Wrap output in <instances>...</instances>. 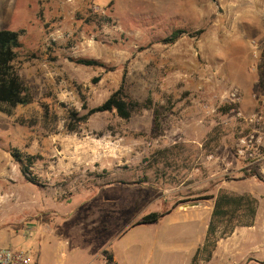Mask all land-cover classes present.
I'll return each instance as SVG.
<instances>
[{
	"label": "rangeland",
	"instance_id": "obj_1",
	"mask_svg": "<svg viewBox=\"0 0 264 264\" xmlns=\"http://www.w3.org/2000/svg\"><path fill=\"white\" fill-rule=\"evenodd\" d=\"M1 29L22 31L33 102L0 113V248L32 264H264V181L234 154L237 111L264 101V0H0ZM175 29L190 34L162 43ZM124 68L148 106L71 130L67 110L104 102Z\"/></svg>",
	"mask_w": 264,
	"mask_h": 264
},
{
	"label": "trees",
	"instance_id": "obj_2",
	"mask_svg": "<svg viewBox=\"0 0 264 264\" xmlns=\"http://www.w3.org/2000/svg\"><path fill=\"white\" fill-rule=\"evenodd\" d=\"M203 31H199L196 35L201 34ZM21 30H0V113L11 115L14 109L18 106H27L33 102V98L30 94L29 88L23 79L19 76L17 68L15 66V60L18 56V52L22 47L20 37ZM190 34L184 29H175L168 36L161 40L164 44H174L183 35ZM73 62L83 66L100 67L108 69L104 62L94 58H75L71 59ZM112 70V68L108 69ZM127 70L123 69L121 83L117 90H115L104 102L101 104L86 109L84 114H79L74 109L67 110V118L69 119L70 129L75 130L79 124L85 123L89 118L98 113L104 112H116V114L122 119H129L135 110L146 108L149 100L146 103H140L134 100L128 93L126 84ZM97 80V79H95ZM85 108V107H84ZM11 156L18 162L21 173L29 182H32L30 177L29 165L32 163L31 156L18 151L17 149L11 150ZM215 206H217L215 204ZM215 211H213L214 214ZM165 214L150 213L144 215L141 219V223L156 222L159 218H162ZM206 241L202 248L197 249L196 254L206 248ZM211 250H209L210 254ZM196 256V255H195Z\"/></svg>",
	"mask_w": 264,
	"mask_h": 264
},
{
	"label": "built area",
	"instance_id": "obj_3",
	"mask_svg": "<svg viewBox=\"0 0 264 264\" xmlns=\"http://www.w3.org/2000/svg\"><path fill=\"white\" fill-rule=\"evenodd\" d=\"M230 96L234 103L239 101L236 90L231 92ZM236 115L248 127L247 134L238 139L234 148V154L240 162V170L264 181V101L253 113L244 114L238 110ZM0 264L32 263L23 249L1 247ZM97 264H116V261L108 253H101Z\"/></svg>",
	"mask_w": 264,
	"mask_h": 264
},
{
	"label": "crops",
	"instance_id": "obj_4",
	"mask_svg": "<svg viewBox=\"0 0 264 264\" xmlns=\"http://www.w3.org/2000/svg\"><path fill=\"white\" fill-rule=\"evenodd\" d=\"M252 180L256 183V184H258L259 185V183L255 180V179H253L252 178ZM246 195L245 196H249V197H251V198H255V199H258V197L257 196H255V194L254 193H252V192H250V193H245ZM249 228H252V227H249ZM246 232V231H245ZM115 260V259H114ZM116 261V260H115ZM118 263V262H117Z\"/></svg>",
	"mask_w": 264,
	"mask_h": 264
},
{
	"label": "water",
	"instance_id": "obj_5",
	"mask_svg": "<svg viewBox=\"0 0 264 264\" xmlns=\"http://www.w3.org/2000/svg\"><path fill=\"white\" fill-rule=\"evenodd\" d=\"M198 205H199V203H190V204H185L182 207L183 208H189V207L198 206Z\"/></svg>",
	"mask_w": 264,
	"mask_h": 264
}]
</instances>
